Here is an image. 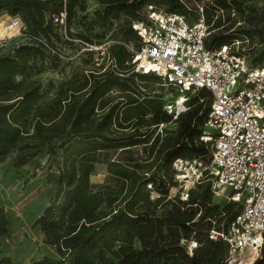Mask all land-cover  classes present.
I'll use <instances>...</instances> for the list:
<instances>
[{
    "label": "trees",
    "instance_id": "obj_1",
    "mask_svg": "<svg viewBox=\"0 0 264 264\" xmlns=\"http://www.w3.org/2000/svg\"><path fill=\"white\" fill-rule=\"evenodd\" d=\"M207 1L209 4L201 7L211 29L206 41L209 48L245 38L249 43L244 45L250 46L253 36L262 33L263 29L258 26L244 25L252 12H256L250 4L252 0ZM97 3L98 7L90 13L87 0H0V15L6 13L20 18L30 40L17 47L13 55H0V162L12 151L38 148L56 139L60 140L61 148L65 147L63 173L58 178L60 189L66 187L67 191L62 213L56 220L47 208L45 215L37 221L47 242L63 257L60 261L43 257L31 264H226L223 242L211 239L209 233L212 228H226L238 213L240 203L230 201L223 208L212 206L210 186L201 193H195L196 186L191 188L187 201L179 196L168 197L170 187L177 184L173 169L177 157H199L209 161L211 145L201 139L211 107L209 90L201 89L191 99L192 105L183 117L178 136L163 152L158 169L155 167L154 172L149 169L140 175L135 165L134 169L126 166L116 172L127 183L126 193L122 196L124 187L116 195L107 185L91 189V167L98 161L100 150L110 144L122 143L121 147H130L145 143L147 133H141L136 126L131 135L114 136L113 122L118 119L119 126L125 129L129 126H123L124 122L134 125L149 114L156 127L171 119L167 111L154 112V101L144 105L134 99L120 112L125 121L118 118V109L114 106L94 122L96 133H87L94 110L109 89L108 80L115 76L120 81L127 75L125 62L131 57L127 49L118 43L109 47L118 64L117 71L108 69L109 72L101 75L100 71L89 70L93 77L107 76L105 83L92 87L88 75L83 85L77 89L69 86L68 92L62 89V83L52 101L44 99L41 82L28 72L31 59L55 62L62 53L58 44L85 47L87 44L99 45L108 38L117 39L103 35L95 41L89 34L97 25L105 27L122 17L124 39H118H138L132 23L141 20L142 11L150 4L169 13L184 14L191 21L200 15L199 9L192 8L187 0H97ZM63 11H66L64 26L53 20V15ZM73 23L79 25L81 31L73 29ZM64 27L70 37L80 42L68 40L63 33ZM85 51L91 56L94 52ZM248 57L255 66L264 67V50ZM135 76L159 78L154 74ZM28 159L24 157L20 164H25ZM149 184L159 191V197H151ZM161 208L163 211L159 213ZM8 223L0 206V236L7 233ZM191 239L198 242L192 254L187 247ZM0 264L14 263L3 258ZM252 264H264V244Z\"/></svg>",
    "mask_w": 264,
    "mask_h": 264
},
{
    "label": "built area",
    "instance_id": "obj_2",
    "mask_svg": "<svg viewBox=\"0 0 264 264\" xmlns=\"http://www.w3.org/2000/svg\"><path fill=\"white\" fill-rule=\"evenodd\" d=\"M199 13L198 19L191 21L184 14L150 4L142 11L141 20L132 23L138 39L108 38L83 48L97 51L96 65L117 71L109 47L121 44L131 56L125 62L127 73L154 74L161 86L181 94L210 91L211 107L201 136L211 145L209 161L177 157L173 161L177 184L170 187L168 197L187 201L190 189L205 181H211L213 189L228 188V199L239 202L240 209L226 228H212L209 237L223 242L226 264H252L264 244V67L255 66L243 53L248 38L209 48L210 25L203 7ZM53 20L64 26L66 11L53 15ZM63 33L68 40L80 42L70 37L65 27ZM181 98L166 105L169 114L178 116L184 105ZM148 186L152 198L160 196L152 184ZM177 186V192L171 193ZM197 246L196 239L188 242L190 254Z\"/></svg>",
    "mask_w": 264,
    "mask_h": 264
},
{
    "label": "rangeland",
    "instance_id": "obj_3",
    "mask_svg": "<svg viewBox=\"0 0 264 264\" xmlns=\"http://www.w3.org/2000/svg\"><path fill=\"white\" fill-rule=\"evenodd\" d=\"M187 2L196 9L209 4L207 0H187ZM87 3L90 13L94 7H98L97 0H87ZM250 4L256 12H252L253 14L244 25L246 27L258 26L263 29L262 33H256L253 36L252 44L245 46L243 50V53H247L251 58L264 50V0H252ZM195 14L198 15L197 12ZM15 21L18 23L13 25ZM123 22L124 18L122 17L113 20L112 24H107L105 27L97 25L94 31L88 34L95 41L104 37L103 35L124 39ZM0 24V55L7 53L13 55L17 47L28 44L30 41L24 33L25 26L20 18L3 13L0 15ZM72 27L81 31L79 25L75 23L72 24ZM58 48L62 49V53L55 62L35 58L31 59L27 67L32 78L41 82L46 101H52L57 97L62 83V89L65 91L69 86L77 89L88 80V75L91 78L89 82L93 83L92 87L97 83H105L107 76L101 75L109 70L103 69L104 64L96 65V50L91 56L85 51V48L78 45L58 44ZM89 70L100 71L101 75L99 78L97 75L93 77ZM108 81L110 82L109 89L96 106L93 118L89 122L90 128L86 126L87 133L95 134L94 122L105 116V113L114 106L118 109V118L125 121L124 115H120V112L125 104L134 99H139V103L144 105H150L151 101H154L155 113L166 111V105L179 97H182L181 102L184 101V105L178 109V116L171 115L170 121L165 122V126L162 128L152 124V115L150 114L140 118L134 125L132 122H124L123 126H129L125 129L119 126L118 119L113 122L111 127L116 131L114 136L131 135L136 126L139 127L141 133H147L145 143H138L130 147H121L122 143L110 144L109 147L100 150L97 152L98 161L91 167L89 174L91 189L96 190L101 185H107L113 195H116L124 187L121 194L123 196L127 190V183L122 177L117 176L116 172L126 166L129 169H134L135 165V169L140 175L149 169L153 172L155 167L158 169L163 161V152L178 136L183 117L190 109L187 107L192 105L191 99L195 94H181L161 86L160 79L157 77H141L131 73H127L120 81L115 76ZM64 82L68 84L66 85ZM64 95L66 96V93ZM81 98H84L82 94ZM137 123L139 124L137 125ZM154 138H156L155 141ZM59 143L60 140L56 139L38 148L15 150L0 162V206L4 209L9 221L7 233L0 236V260L9 258L14 264H31L43 257H50L55 261L62 260L63 256L47 242L42 226L37 222L45 215L47 208L51 209V214L56 220L62 213L67 191L66 187L60 189L58 184V178L63 173L61 166L65 151V147L61 148ZM24 157H29V159L21 165L20 161ZM77 159L79 160V158ZM208 186L211 187L212 206L223 208L230 203L228 199L230 190L228 188L213 189L211 182L207 181L196 186L194 191L201 193ZM178 189L179 186L174 187L171 193L177 192ZM124 204L125 202L122 205ZM136 207L137 205L134 206V208ZM158 210L161 213L163 208ZM249 260L248 263H250Z\"/></svg>",
    "mask_w": 264,
    "mask_h": 264
},
{
    "label": "crops",
    "instance_id": "obj_4",
    "mask_svg": "<svg viewBox=\"0 0 264 264\" xmlns=\"http://www.w3.org/2000/svg\"><path fill=\"white\" fill-rule=\"evenodd\" d=\"M1 25V24H0ZM0 32H1V28H0Z\"/></svg>",
    "mask_w": 264,
    "mask_h": 264
},
{
    "label": "bare ground",
    "instance_id": "obj_5",
    "mask_svg": "<svg viewBox=\"0 0 264 264\" xmlns=\"http://www.w3.org/2000/svg\"><path fill=\"white\" fill-rule=\"evenodd\" d=\"M183 102V101H182Z\"/></svg>",
    "mask_w": 264,
    "mask_h": 264
}]
</instances>
